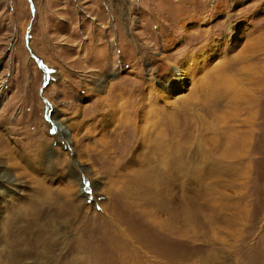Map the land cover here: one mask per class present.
I'll return each instance as SVG.
<instances>
[{
    "label": "rangeland",
    "instance_id": "374dc122",
    "mask_svg": "<svg viewBox=\"0 0 264 264\" xmlns=\"http://www.w3.org/2000/svg\"><path fill=\"white\" fill-rule=\"evenodd\" d=\"M186 23L191 24L188 31ZM235 24L236 35L231 29ZM252 34L260 36L256 42L249 39ZM222 38L220 48L226 54L206 58L204 69L214 77L222 73L241 101L253 104L255 118L241 128L248 133L241 132L242 136L251 137L252 155L246 159L250 170L226 176L212 170L205 178L196 177L197 207H202L203 219L214 232L201 224L190 244L185 246L181 243L185 237H180L177 252L152 251L138 234L131 233L128 243L108 231L107 218L96 206V214L81 211L60 224L68 253L90 258L89 264H151V257L157 264H264V0H0V144L23 150L32 147L33 139L53 135L48 128L53 109L66 121L80 123L79 131L84 129L82 123H94L100 130L97 123L107 108L101 103L109 97L111 85L119 80L127 92L125 100L138 99L152 74L149 64L160 53L161 62H175L183 51L210 56L207 48ZM167 40L175 44L168 47ZM120 60L123 71L94 90L95 84L117 71ZM246 108L243 103L229 108L222 127L212 121L215 147L222 142L219 129L228 131L230 123L246 119ZM221 113V108L215 111ZM170 119L157 123H172ZM51 144L59 151L55 141ZM55 168L65 170L62 164ZM81 193L89 199L93 192L84 183ZM19 216L25 219L23 213ZM138 231L143 234L147 229ZM168 238L164 235L165 243Z\"/></svg>",
    "mask_w": 264,
    "mask_h": 264
},
{
    "label": "bare ground",
    "instance_id": "6f19581e",
    "mask_svg": "<svg viewBox=\"0 0 264 264\" xmlns=\"http://www.w3.org/2000/svg\"><path fill=\"white\" fill-rule=\"evenodd\" d=\"M190 25L183 27L188 31ZM243 28L247 30L246 26ZM231 29L236 35L238 25ZM249 39L256 38L252 34ZM166 42L168 47L175 44ZM224 43L222 38L210 45L206 50L210 56L203 51H183L175 62H161L160 53L149 64L152 74L145 84V93L138 99L125 100V86L118 80L101 103L107 108L101 123H97L100 130L94 123H82L84 129L79 131L80 123L66 121L61 112L53 109L52 122L48 123L53 135L44 131L47 138L33 139L27 150L0 144V264H89L90 258L68 253V241L60 224L81 211L96 214V206L107 218V230L125 242L132 240V233L146 238L152 251L166 252L170 248L177 252L181 236L185 237L181 243L190 244L195 229L207 225L202 207H197V175L205 178L212 170H218L226 176L251 168L246 163L252 155L251 137L242 136L241 132L248 133L241 128L255 118L253 104L248 99L241 101L240 94L228 87L231 84L222 73L214 77V72L204 69L209 63L206 58H222L226 54L220 48ZM121 62L116 64L117 71L94 85V90L103 88L123 71ZM201 76L204 83H200ZM240 103L247 107L246 119L230 123L228 131L220 128L222 142L215 147L212 121L222 127L228 109L238 108ZM220 108L222 115H216ZM166 117L172 123H157ZM53 141L59 151L53 149ZM91 157L96 161H90ZM95 162L99 166L95 167ZM57 164L64 165L65 170L58 171ZM84 183L93 192L89 199L81 193ZM123 213L128 220L123 219ZM140 227L147 232L141 234ZM207 227L214 232L211 226ZM164 235L169 237L166 243ZM150 260L157 264L152 257Z\"/></svg>",
    "mask_w": 264,
    "mask_h": 264
},
{
    "label": "water",
    "instance_id": "95a60500",
    "mask_svg": "<svg viewBox=\"0 0 264 264\" xmlns=\"http://www.w3.org/2000/svg\"><path fill=\"white\" fill-rule=\"evenodd\" d=\"M27 38H25L24 40H26ZM26 42V41H25ZM27 44V43H26ZM25 44V47H26V49H27V51L28 52H30V50L28 49V47H27V45ZM31 57H32V59H34V60H36V58L34 57V55L33 54H29ZM45 80H47V76H46V74H45ZM44 86V84H41V87H43ZM48 112H49V110H47ZM47 113V112H46Z\"/></svg>",
    "mask_w": 264,
    "mask_h": 264
}]
</instances>
